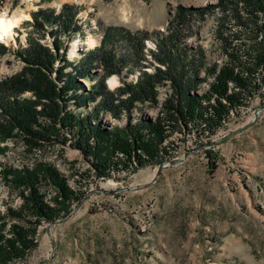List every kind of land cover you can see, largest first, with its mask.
<instances>
[{"label": "rangeland", "instance_id": "obj_1", "mask_svg": "<svg viewBox=\"0 0 264 264\" xmlns=\"http://www.w3.org/2000/svg\"><path fill=\"white\" fill-rule=\"evenodd\" d=\"M216 1L0 0V16H28L13 28L12 37L0 42L16 50L26 45L32 32L34 38L52 49L55 33L48 32L56 28L33 31L32 13L39 9L58 13L64 4L75 5L79 31L70 37L61 35L66 50L58 51L69 62L63 69L69 72L70 63L74 64L85 51L98 48L108 27L130 34H166L178 7H205ZM216 17L213 11H207L203 17L190 18L189 27L184 29H189L191 35L185 44L202 48L207 63L220 64L223 54L216 37ZM228 23L229 34L238 31L231 19ZM144 46L155 48L151 39H145ZM110 49L117 58L126 54L132 59L119 74L105 79L107 90L113 91L123 82L133 83L142 70L151 72L146 49L143 54L147 62L133 56L135 52L125 38L108 43L105 50ZM62 65L60 61L55 63L56 67ZM208 66L200 70L199 77ZM21 67L22 62L6 50L0 55V80ZM106 69L102 63L92 66L90 77L80 79L85 90H90ZM111 77L116 78L113 86L108 84ZM206 88L203 83L195 92L200 94ZM155 90L158 103L171 93L168 84L156 85ZM21 97H31V93ZM97 103L98 99L76 108L70 101L66 110L83 117ZM159 106H142V117L153 118ZM128 113L124 111L116 120L102 112L100 124L105 128L122 126L127 119L133 122L139 111L133 107ZM61 131L66 137L64 144L54 140L30 152L21 141L1 143L0 172L4 166L18 170L34 162L52 164L64 176H70L74 169L85 170L89 164L74 147L72 133L67 128ZM192 136L188 135L185 146L178 148L174 157L164 161L166 166L159 173L157 165L130 174L114 173L113 178L104 181L86 180L83 198L71 206L66 216L52 225H39L37 247L20 264H264V104L256 97L250 100L201 147H195ZM181 138L176 134L172 140L180 144ZM68 185L74 186L71 180ZM20 202L17 191L0 175V214L7 207H18Z\"/></svg>", "mask_w": 264, "mask_h": 264}, {"label": "trees", "instance_id": "obj_2", "mask_svg": "<svg viewBox=\"0 0 264 264\" xmlns=\"http://www.w3.org/2000/svg\"><path fill=\"white\" fill-rule=\"evenodd\" d=\"M207 11L217 15L216 37L223 54L220 64L207 63L202 48L185 44L191 35L189 29H184L189 27L187 21L194 15L203 17ZM77 12L75 5L64 4L58 13L43 9L32 13L33 31L56 28L55 32H48L55 33L52 49L34 38L32 32L26 45L16 50L0 42V55L9 50L22 62L18 72L0 80V151L1 143L7 141H21L27 152L54 140L64 144L66 137H62L61 130L67 128L74 147L89 164L85 170L74 169L70 176L62 175L46 162L23 165L18 170L2 168L0 175L17 191L21 202L0 214V264L25 261L37 247L39 225L66 216L71 206L83 198L86 180L104 181L113 178L114 173L130 174L159 166L185 146L189 134L194 135L195 147H201L250 100L256 97L264 104V0H217L205 7H178L166 34H130L108 27L98 48L85 51L74 64H69L72 71L65 72L69 62L58 52L66 50L60 36L70 37L79 31ZM230 19L238 27L233 34L228 33ZM118 37L125 38L135 52L133 56L145 62L144 40L151 39L155 48L146 50L152 70H142L133 83L123 82L109 91L105 79L119 74L132 59L126 54L117 58L114 50H105ZM57 61L63 63L62 67L55 66ZM96 63L107 69L87 91L80 79L90 77ZM204 66L208 68L199 77ZM203 83L207 88L196 93ZM166 84L171 93L158 103L155 86ZM25 92H30L31 97H21ZM97 99L98 103L83 117L66 110L70 101L79 108ZM158 104L153 118L142 117V106L156 108ZM133 107L139 111L133 122L127 119L122 126L112 128L100 124L102 112L120 120L122 113L126 111L128 116ZM176 134L182 136L180 144L172 140ZM69 180L74 186L68 185Z\"/></svg>", "mask_w": 264, "mask_h": 264}, {"label": "bare ground", "instance_id": "obj_3", "mask_svg": "<svg viewBox=\"0 0 264 264\" xmlns=\"http://www.w3.org/2000/svg\"><path fill=\"white\" fill-rule=\"evenodd\" d=\"M27 18L25 15H12L11 17L0 16V40L4 38H10L13 35V28L17 27L23 18ZM90 44L94 42L89 40ZM116 83V78L111 77L108 80V84L113 86Z\"/></svg>", "mask_w": 264, "mask_h": 264}, {"label": "water", "instance_id": "obj_4", "mask_svg": "<svg viewBox=\"0 0 264 264\" xmlns=\"http://www.w3.org/2000/svg\"><path fill=\"white\" fill-rule=\"evenodd\" d=\"M172 161V160H170ZM166 166L165 162H163L162 164H160L158 166V173L161 171L162 168H164ZM158 175V174H157ZM54 222H49L48 225H52Z\"/></svg>", "mask_w": 264, "mask_h": 264}, {"label": "built area", "instance_id": "obj_5", "mask_svg": "<svg viewBox=\"0 0 264 264\" xmlns=\"http://www.w3.org/2000/svg\"><path fill=\"white\" fill-rule=\"evenodd\" d=\"M122 124H124V123H122Z\"/></svg>", "mask_w": 264, "mask_h": 264}]
</instances>
